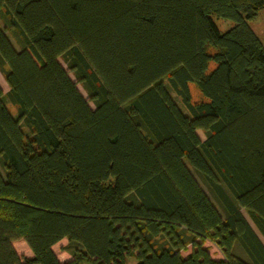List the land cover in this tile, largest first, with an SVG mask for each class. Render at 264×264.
Here are the masks:
<instances>
[{
	"label": "trees",
	"instance_id": "16d2710c",
	"mask_svg": "<svg viewBox=\"0 0 264 264\" xmlns=\"http://www.w3.org/2000/svg\"><path fill=\"white\" fill-rule=\"evenodd\" d=\"M263 10L0 0V264H264V45L250 24Z\"/></svg>",
	"mask_w": 264,
	"mask_h": 264
},
{
	"label": "rangeland",
	"instance_id": "374dc122",
	"mask_svg": "<svg viewBox=\"0 0 264 264\" xmlns=\"http://www.w3.org/2000/svg\"><path fill=\"white\" fill-rule=\"evenodd\" d=\"M215 22L218 25L219 29L222 32L227 31L228 29H230L233 26V22L230 20H226L223 18H215ZM252 29L254 30V32L257 34V36L260 38V40L262 41L263 45H264V10L261 11V13L258 15V17L250 22ZM11 39L14 41L15 45V39L13 38V36H10ZM60 63L62 64V66L66 69H68L67 64L65 63L63 58H59ZM215 67V63L211 62L209 65V71H211L212 69H214ZM69 76L71 77V79L73 81H77L76 77L74 76V74L72 72L69 71ZM0 79L3 82L4 88H6L7 84H6V79L5 76L3 75V73L0 71ZM167 85L169 86L168 81L166 82ZM8 87V86H7ZM77 87L79 89V91L81 92V94L88 99L89 96L86 93V91L84 90L83 86L80 83H77ZM189 87H190V92H191V97H192V101L193 102H199L202 100H205L206 98L202 95V93L200 92V90L198 89L197 85L195 83H189ZM4 91H6V89H4ZM172 95L174 96L175 101L177 102V104L182 108V110L186 113L189 114L187 108L184 106V104L182 103L180 97H178L175 92H173V90L171 91ZM5 102L7 104L8 109L10 110V112L13 115H17V110L16 107L9 101L8 96L5 97ZM89 105L94 109L95 106L93 104V102H89ZM198 134L201 137L202 140L205 139V134L203 131L198 130ZM1 169V168H0ZM1 172L2 169H1ZM197 175V174H196ZM197 179L199 180L200 184L202 185V187L205 189V191L208 193L209 197L211 198V200L215 203V205L217 206V208L219 209V211L224 215V212L222 211L221 207L218 205L216 199L214 198V196L212 195V193L210 192V190L207 188V186L203 183V181L201 180V178L197 175ZM242 213L244 214V216L247 218V220L249 221V223L251 224V226L254 228V230L258 233L256 227L254 226L252 220L250 219L248 213L244 210L241 209ZM259 234V233H258ZM260 236V235H259ZM261 237V236H260ZM261 239L263 240V238L261 237ZM264 242V240H263ZM15 250L17 251V253L22 256V257H26V258H32L33 254L30 250V248L28 247L27 243L24 240H17L13 243ZM203 247H206L209 249V253L211 255V257L213 259L216 260H220L223 259V255L220 251V249L216 246L215 243L207 240L204 244ZM236 248H240L238 245H235V250ZM75 249V244H70L68 242L67 239H63L62 241H60L59 243H57L54 247L53 250L56 254V256L58 257V259L62 262L64 261H68L72 258V253ZM192 246L188 245L187 250L182 251V255L186 256L188 253L191 252ZM243 252V251H242ZM241 251H237L238 255L240 256H245V259L247 260V256L246 254L243 252L242 254Z\"/></svg>",
	"mask_w": 264,
	"mask_h": 264
},
{
	"label": "crops",
	"instance_id": "0c3cea01",
	"mask_svg": "<svg viewBox=\"0 0 264 264\" xmlns=\"http://www.w3.org/2000/svg\"><path fill=\"white\" fill-rule=\"evenodd\" d=\"M6 84H7V82H6ZM0 86H1V88H2V90H3V92H4V94H6L8 91H9V86H8V84H7V86H6V88H4V85H3V82L1 81V79H0ZM4 89H6V91H4Z\"/></svg>",
	"mask_w": 264,
	"mask_h": 264
}]
</instances>
